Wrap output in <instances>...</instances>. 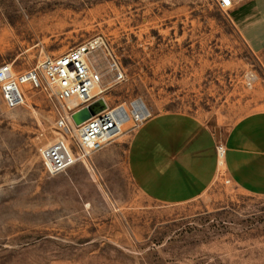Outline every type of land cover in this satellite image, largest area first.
I'll list each match as a JSON object with an SVG mask.
<instances>
[{
	"label": "rangeland",
	"instance_id": "374dc122",
	"mask_svg": "<svg viewBox=\"0 0 264 264\" xmlns=\"http://www.w3.org/2000/svg\"><path fill=\"white\" fill-rule=\"evenodd\" d=\"M237 0H234V3ZM234 5V4H233ZM217 0H0V65L33 67L101 36L92 56L110 105L180 111L222 135L264 110V49ZM109 52L124 72L116 81ZM130 124L52 175L40 148L62 135L38 89L9 109L0 91V264H264V195L226 179L184 202L144 194L129 176Z\"/></svg>",
	"mask_w": 264,
	"mask_h": 264
},
{
	"label": "crops",
	"instance_id": "0c3cea01",
	"mask_svg": "<svg viewBox=\"0 0 264 264\" xmlns=\"http://www.w3.org/2000/svg\"><path fill=\"white\" fill-rule=\"evenodd\" d=\"M232 5L233 22L250 47L262 51L264 0H232ZM219 141L227 147L223 164L216 151ZM126 148L129 176L153 199L184 202L220 178L244 192L264 195V110L241 117L224 135L191 113H155L132 133Z\"/></svg>",
	"mask_w": 264,
	"mask_h": 264
},
{
	"label": "built area",
	"instance_id": "2783aa9c",
	"mask_svg": "<svg viewBox=\"0 0 264 264\" xmlns=\"http://www.w3.org/2000/svg\"><path fill=\"white\" fill-rule=\"evenodd\" d=\"M221 8L232 6V0H217ZM108 49L101 36L94 37L61 54H44L37 63L27 69L18 68L12 62L0 65V91L9 109L26 103V90H41L52 101L56 127L62 132L50 143L40 148V156L47 172L52 175L67 171L80 161L102 150L124 133L125 125L134 132L152 117L149 108L138 100L127 104L110 105L104 91H94L102 82L103 74L91 56L99 49ZM116 81L124 79V72L115 54L109 52ZM103 99L106 108L92 115L81 124L73 120V113L84 106ZM217 156L223 164L226 144H216ZM230 182L228 179L225 180Z\"/></svg>",
	"mask_w": 264,
	"mask_h": 264
},
{
	"label": "water",
	"instance_id": "95a60500",
	"mask_svg": "<svg viewBox=\"0 0 264 264\" xmlns=\"http://www.w3.org/2000/svg\"><path fill=\"white\" fill-rule=\"evenodd\" d=\"M106 108V103L103 99H99L88 106H84L81 109L73 113L72 117L76 124H81L92 115L97 114Z\"/></svg>",
	"mask_w": 264,
	"mask_h": 264
},
{
	"label": "bare ground",
	"instance_id": "6f19581e",
	"mask_svg": "<svg viewBox=\"0 0 264 264\" xmlns=\"http://www.w3.org/2000/svg\"><path fill=\"white\" fill-rule=\"evenodd\" d=\"M108 88V87H107ZM107 88H104V86L102 85V82H100V84H98L96 87H95V92L96 91H99V89L101 90V91H104V90H106ZM139 103H140V101H139Z\"/></svg>",
	"mask_w": 264,
	"mask_h": 264
},
{
	"label": "snow or ice",
	"instance_id": "6c2138e0",
	"mask_svg": "<svg viewBox=\"0 0 264 264\" xmlns=\"http://www.w3.org/2000/svg\"><path fill=\"white\" fill-rule=\"evenodd\" d=\"M226 2H227V0H226Z\"/></svg>",
	"mask_w": 264,
	"mask_h": 264
}]
</instances>
